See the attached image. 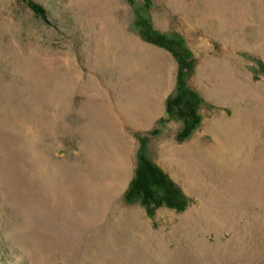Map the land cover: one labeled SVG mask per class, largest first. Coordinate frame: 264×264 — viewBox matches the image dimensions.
<instances>
[{
    "label": "rangeland",
    "instance_id": "rangeland-1",
    "mask_svg": "<svg viewBox=\"0 0 264 264\" xmlns=\"http://www.w3.org/2000/svg\"><path fill=\"white\" fill-rule=\"evenodd\" d=\"M32 1L0 0V264H264V0Z\"/></svg>",
    "mask_w": 264,
    "mask_h": 264
},
{
    "label": "trees",
    "instance_id": "trees-1",
    "mask_svg": "<svg viewBox=\"0 0 264 264\" xmlns=\"http://www.w3.org/2000/svg\"><path fill=\"white\" fill-rule=\"evenodd\" d=\"M27 3L35 11L36 14L42 16L43 18H46L44 9L38 3H35L32 0H27ZM157 36L159 37L158 39H160L162 41H167V40H165L164 35L157 34ZM168 45L171 48V50L173 51V53L175 54V56L177 57V59L180 63L181 70L186 69L187 71H191L193 68L194 62H193V58H192V54H191L190 49L188 47H186L184 45L182 46L180 44H178L177 47H174V46H172L171 42H168ZM194 102H196L195 99H194Z\"/></svg>",
    "mask_w": 264,
    "mask_h": 264
},
{
    "label": "bare ground",
    "instance_id": "bare-ground-1",
    "mask_svg": "<svg viewBox=\"0 0 264 264\" xmlns=\"http://www.w3.org/2000/svg\"><path fill=\"white\" fill-rule=\"evenodd\" d=\"M122 163L124 164V167H125V166H127V164H128V165L130 164V163H127V162L125 163V161H124V160H123V162H122ZM123 164H122V165H123ZM123 169H124V168H123ZM126 169H127V168H126Z\"/></svg>",
    "mask_w": 264,
    "mask_h": 264
}]
</instances>
